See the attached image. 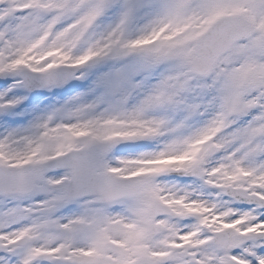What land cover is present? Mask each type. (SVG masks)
Returning <instances> with one entry per match:
<instances>
[{
	"label": "snow or ice",
	"instance_id": "1",
	"mask_svg": "<svg viewBox=\"0 0 264 264\" xmlns=\"http://www.w3.org/2000/svg\"><path fill=\"white\" fill-rule=\"evenodd\" d=\"M0 264H264V0H0Z\"/></svg>",
	"mask_w": 264,
	"mask_h": 264
}]
</instances>
